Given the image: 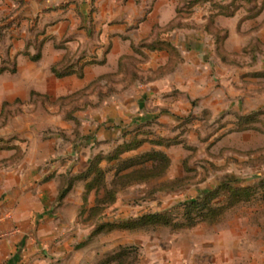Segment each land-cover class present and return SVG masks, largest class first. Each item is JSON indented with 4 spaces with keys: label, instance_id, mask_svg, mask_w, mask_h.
Masks as SVG:
<instances>
[{
    "label": "rangeland",
    "instance_id": "obj_1",
    "mask_svg": "<svg viewBox=\"0 0 264 264\" xmlns=\"http://www.w3.org/2000/svg\"><path fill=\"white\" fill-rule=\"evenodd\" d=\"M36 5L41 7L40 1L0 0V169L22 164L26 155L38 158L42 149H56L61 143V162L68 170L59 176L56 202L66 198L69 207L61 211L58 206L52 208L66 224L65 231L51 240L47 253L36 264H264V109L248 114L204 115V119L189 113L174 128H158L160 133L153 139L175 141L164 145L173 163L163 176L146 182L124 184L120 176L133 168L115 177L121 162L103 160L100 166L106 170L108 187L116 179L117 198L92 212L104 187L86 194V180L77 177L94 157L108 155L115 147L106 152V144L97 138L96 131L87 128L92 114L77 112L99 106L137 73L127 64L119 67V72L104 74L92 90L88 86L59 98L30 91L22 73L39 63L48 41L58 46L46 33L55 18L45 16L57 7H48L43 13ZM176 11L181 19L170 25H185L187 32H192L188 39L178 34L179 39L215 42L225 65L210 67L214 86L227 91L264 88V29H259L260 33L256 29L264 23V0H179ZM184 16L187 20L182 19ZM218 17L223 26L218 24ZM69 56L60 62V71L72 69ZM246 74L258 80L244 83ZM91 94L96 96L90 98ZM249 115L255 120H238ZM81 155L85 156L82 162ZM51 160L46 163L51 164ZM78 163L86 166L73 173ZM72 181L68 193L60 198ZM225 182L251 186L252 191L241 196L217 222L182 229L152 223L121 226L150 213L179 219L183 202ZM226 194L229 192L223 191L214 201L227 200ZM110 222L116 226L105 227ZM1 234L6 237V233Z\"/></svg>",
    "mask_w": 264,
    "mask_h": 264
},
{
    "label": "crops",
    "instance_id": "obj_2",
    "mask_svg": "<svg viewBox=\"0 0 264 264\" xmlns=\"http://www.w3.org/2000/svg\"><path fill=\"white\" fill-rule=\"evenodd\" d=\"M37 1L41 3L38 10L43 13L48 7H57L45 16L55 18L46 33L55 38L58 46L48 41L39 63L22 73L30 91L59 98L90 85L92 90L97 84L92 85L94 81L104 74L119 72L120 65L135 68L136 78L105 97L102 104L77 112L92 114L86 121L90 123L87 128L96 131L97 138L106 144V152L131 139L134 133L153 139L160 133L158 128H174L189 113L204 119V115L248 114L264 109V88L249 86L248 90L227 91L214 86L216 80L213 81L210 67L225 64L214 41L205 43L195 38L191 43L179 39L178 34L188 39L192 33L187 32L185 25H170L181 19L176 11L179 0ZM256 29L260 33L264 23ZM155 41L171 44L178 53L172 55L160 45L151 47ZM64 56L72 58V72L58 77L51 67L62 62ZM246 80L252 83L258 79L246 74L243 82ZM148 127L152 132L146 135L143 131H149ZM61 146H48L51 149H42L38 158L26 155L22 164L0 169V233H6L0 242V264L40 262L51 240L65 231L60 214L52 213L54 206L60 211L69 207L66 198L56 202L59 176L68 172L61 162ZM154 149L165 151L173 163L166 147L150 140L122 156ZM83 158L81 155V162ZM49 159L52 163L48 165ZM84 167L76 164L73 173ZM55 249L58 247L52 250Z\"/></svg>",
    "mask_w": 264,
    "mask_h": 264
},
{
    "label": "trees",
    "instance_id": "obj_3",
    "mask_svg": "<svg viewBox=\"0 0 264 264\" xmlns=\"http://www.w3.org/2000/svg\"><path fill=\"white\" fill-rule=\"evenodd\" d=\"M161 46L167 48L170 53L176 55L177 50L166 42H154L151 47ZM58 65L52 67V71L58 76L63 77L67 74H70L71 69L64 67V71H60ZM121 67V65H120ZM70 72V73H69ZM106 75L101 76L98 80L92 83L95 84L100 79H103ZM108 76V75H107ZM91 86V85H90ZM256 113L252 114L255 115ZM252 115L249 116H239L238 120H255L252 118ZM144 134L148 135V131H143ZM139 133H134L128 141H124L119 144L114 150L108 155H97L92 160L89 168L78 175L77 178L86 180V194H89L93 189H96L100 192V188L104 187V194L102 197H98L96 200V205L91 208V211H96L97 209L103 208L104 206L113 204L116 201L118 188L116 185V179L110 183L112 186L108 187L106 178V170L100 166L103 160L106 161H120V167L116 171L117 177L122 171H125L129 168H133L130 172L123 174L120 178L124 179V184H133V183H142L163 176L171 164L170 157L162 151L159 150H150L135 156L123 158L122 154L125 152L137 149L143 142L150 140L152 143L159 145H170L174 143L172 139L168 138H159V139H148L147 137H139ZM74 181V180H73ZM73 181L70 182V185L61 191V197L63 198L71 188ZM223 191L229 192L226 194L228 197L227 200L214 201ZM252 191L251 186L240 187L234 185L230 182H225L216 186L215 188L210 189L204 195L198 198L187 200L183 202L180 206L182 208V217L179 219L172 218L171 214L166 213H150L145 214L140 217L137 221H128L121 223V226L124 227H138L145 224H155V225H165L170 226L174 229H182L186 227H193L200 222L213 223L217 222L223 214L233 205L239 202V198L243 195L249 196ZM102 227V225H99ZM115 227V223H106L105 227Z\"/></svg>",
    "mask_w": 264,
    "mask_h": 264
},
{
    "label": "built area",
    "instance_id": "obj_4",
    "mask_svg": "<svg viewBox=\"0 0 264 264\" xmlns=\"http://www.w3.org/2000/svg\"><path fill=\"white\" fill-rule=\"evenodd\" d=\"M1 237H4V234H1V235H0V238H1Z\"/></svg>",
    "mask_w": 264,
    "mask_h": 264
}]
</instances>
